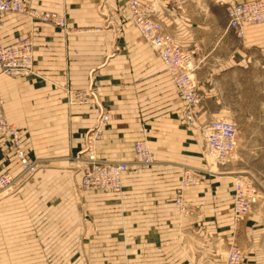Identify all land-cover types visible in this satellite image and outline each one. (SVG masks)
<instances>
[{"label":"crops","instance_id":"obj_1","mask_svg":"<svg viewBox=\"0 0 264 264\" xmlns=\"http://www.w3.org/2000/svg\"><path fill=\"white\" fill-rule=\"evenodd\" d=\"M25 1L66 23L0 14V45L17 36L33 43V73H0V97L7 121L22 129L23 149L39 162L0 198V264H224L231 244L241 253L237 264H264V194L234 217L233 175L208 161L195 131L179 126L175 87L131 23L128 0ZM156 1L176 41L200 45L193 71L200 118L226 114L227 86L241 83L251 66L264 69V22L244 24L238 35L211 0ZM89 87L109 112L93 142L96 156L130 159L133 142L147 138L154 158L124 172L120 192L78 187L76 157L99 106L71 103L68 90ZM186 167L198 171L183 187L182 213L172 197ZM3 171L16 174L19 164L0 139Z\"/></svg>","mask_w":264,"mask_h":264},{"label":"built area","instance_id":"obj_2","mask_svg":"<svg viewBox=\"0 0 264 264\" xmlns=\"http://www.w3.org/2000/svg\"><path fill=\"white\" fill-rule=\"evenodd\" d=\"M224 6L227 27L238 35L242 34L244 24L264 22V0H214ZM181 6L183 0H174ZM129 19L143 39L151 46L162 61L172 80L176 95L185 107V118L194 122L198 114L200 93L193 76L195 69V51L199 49L197 41L184 46L165 30L157 15L160 4L156 0H128ZM19 13L27 15L33 21L45 22L61 28L65 27V17L51 11H42L31 7L25 0H0V14ZM33 43L29 37L17 36L8 45H0V72L9 76H25L33 73ZM71 103L97 104L95 92L89 87L85 90H68ZM0 97V139L8 142L19 164V171L13 174L0 172V198L25 180L38 166L37 160H31L22 147V129L7 121ZM98 116L94 125L85 134V142L76 157L75 168L81 171L83 190H106L120 192L122 175L131 166L145 167L154 162L149 145L144 139H137L132 144L130 159H107L96 156L93 142L104 131L109 120V112L98 107ZM204 154L209 162L224 164L237 143L235 123L227 118H215L201 129ZM197 168L186 167L182 170L179 185L173 192V203L182 213L188 212L183 200V187L195 183ZM258 198L255 187L245 184L239 177L235 179L230 192L231 208L235 218L244 215ZM239 247L232 244L226 254L225 264H236L240 260Z\"/></svg>","mask_w":264,"mask_h":264},{"label":"rangeland","instance_id":"obj_3","mask_svg":"<svg viewBox=\"0 0 264 264\" xmlns=\"http://www.w3.org/2000/svg\"><path fill=\"white\" fill-rule=\"evenodd\" d=\"M211 1L214 4L212 9L216 14L221 15L222 8L219 6L222 5L214 0ZM241 78V83L227 86L225 103L229 109L226 114L203 120L198 110L194 122H190L186 120L185 107L178 99L177 118L179 126L187 131H195L200 138H202V127L209 121L215 118H227L233 121L237 130V143L234 151L223 164L226 165L225 171L229 173L228 175H233V184L239 177L245 184L255 187L259 197L264 194V69L251 66L242 73ZM149 87L147 85V88ZM144 140L148 143L147 138Z\"/></svg>","mask_w":264,"mask_h":264},{"label":"bare ground","instance_id":"obj_4","mask_svg":"<svg viewBox=\"0 0 264 264\" xmlns=\"http://www.w3.org/2000/svg\"><path fill=\"white\" fill-rule=\"evenodd\" d=\"M150 46V45H149ZM3 74V73H2Z\"/></svg>","mask_w":264,"mask_h":264}]
</instances>
